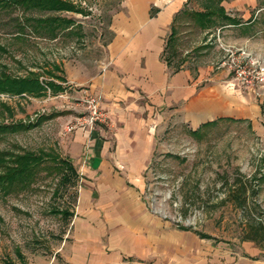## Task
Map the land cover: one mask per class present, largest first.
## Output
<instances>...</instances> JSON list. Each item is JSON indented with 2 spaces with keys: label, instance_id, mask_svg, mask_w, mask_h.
I'll list each match as a JSON object with an SVG mask.
<instances>
[{
  "label": "rangeland",
  "instance_id": "obj_1",
  "mask_svg": "<svg viewBox=\"0 0 264 264\" xmlns=\"http://www.w3.org/2000/svg\"><path fill=\"white\" fill-rule=\"evenodd\" d=\"M71 1L82 12L0 9V45L7 50L0 51L3 69L14 76L33 72L39 80L63 87L57 92L47 88L41 96L0 94V104L6 103L11 110L0 105V122L27 123L49 117L30 129L0 135V149L16 153L53 150L78 169L75 158L69 157V146L80 130L77 120L90 114L86 98L96 97L103 114L102 121L86 129L101 128L104 139L111 141L110 153L117 140L139 133L130 130L124 137L121 126L111 121L102 94L84 91L86 87L72 80L101 71L79 65H94L105 57L109 21L121 0ZM190 1L189 8L200 6ZM258 1L248 25L206 33L183 26L180 33L181 56L187 54L185 65H199L197 88L229 95L231 99L223 104L230 111L219 116L236 120L219 122L195 136L190 128L196 125L180 106L144 115L150 120L146 127L152 148L139 194L155 240L167 236L170 264H264V238L260 236L259 242L247 238L259 225L264 228V82L247 81L254 68L250 61L264 66V0ZM48 16L72 23L57 30L55 37L40 36L28 25L23 33L16 28L25 17ZM203 42L205 48L196 50ZM236 69L244 74L237 76ZM71 125L75 128L67 132L65 128ZM111 167L114 172L123 169L118 164ZM81 184L77 178L74 185L61 186L57 174L41 172L23 191L0 192V264H47L68 234ZM242 187L247 193L244 199L239 196L242 202L238 204L234 196ZM124 254L130 256L125 258L129 264H158L160 257L134 250Z\"/></svg>",
  "mask_w": 264,
  "mask_h": 264
},
{
  "label": "crops",
  "instance_id": "obj_2",
  "mask_svg": "<svg viewBox=\"0 0 264 264\" xmlns=\"http://www.w3.org/2000/svg\"><path fill=\"white\" fill-rule=\"evenodd\" d=\"M196 2L198 8H189L190 0H121L120 9L109 21L111 36L105 57L95 60L94 65H79L101 71L72 78L74 85L102 94L110 119L121 126L123 136L130 130L139 134L117 140L110 153L111 141L104 139L101 128L75 131L69 157L75 158L82 184L68 234L47 264H129L125 258L130 256L124 253L133 250L159 253L158 264H170L167 236L159 242L155 240L149 229V213L139 194L152 148L146 127L150 120L144 115L180 106L198 127L217 118L214 115L229 112L223 103L231 99L223 92L216 95L208 88H197L199 65L186 66L185 60L184 66L175 71L167 65L163 50L173 18L183 8L204 11L221 6L241 23L216 28L245 26L251 22L250 11L259 5L258 0H193ZM134 125L137 126L132 129ZM111 164L122 166V171L114 172ZM151 223L154 226L155 221Z\"/></svg>",
  "mask_w": 264,
  "mask_h": 264
},
{
  "label": "trees",
  "instance_id": "obj_3",
  "mask_svg": "<svg viewBox=\"0 0 264 264\" xmlns=\"http://www.w3.org/2000/svg\"><path fill=\"white\" fill-rule=\"evenodd\" d=\"M6 8H21L23 11L82 12L81 8L71 0H0V9ZM24 20V23L18 20L16 24L18 32L23 33L26 28L25 25H28L38 35L49 37H55L57 30L67 29L69 24L72 23L71 19L59 18L58 16L25 17ZM238 23H241V20L227 15L221 6L214 9H205L204 11L183 8L173 18L171 32L163 50L164 60L173 71L184 66L187 54L181 56L182 52H180L179 48L181 40L179 34L183 26L204 31L228 24L236 25ZM202 48H205V45L197 46L195 49L200 50ZM0 51L7 52L6 48L2 45H0ZM3 68L5 67L0 63V94L21 95L28 93L34 96H41L47 88L53 92L63 90L62 86L51 81L44 82L43 80H39V77L33 72L25 76H14L7 73ZM0 105L11 113L10 107L6 103L2 102ZM45 118L49 117H39L36 121L27 123L21 121L15 123L0 122V135L30 129L38 125ZM234 120L236 119L232 117H217L201 123L195 129L190 128V131L195 136H201L204 129L212 128L222 121ZM41 172L57 174L61 186L74 185L77 178H79V173L71 160L61 157L53 150H40L38 152L24 150L21 153H16L0 149V192L2 194L8 195L27 189ZM246 193V189L242 187L239 195H233L235 201L240 204L242 201L239 196L244 199ZM64 213L69 215L66 211ZM260 236L264 238V228L262 225H259L258 229H255L247 238L259 242Z\"/></svg>",
  "mask_w": 264,
  "mask_h": 264
},
{
  "label": "built area",
  "instance_id": "obj_4",
  "mask_svg": "<svg viewBox=\"0 0 264 264\" xmlns=\"http://www.w3.org/2000/svg\"><path fill=\"white\" fill-rule=\"evenodd\" d=\"M250 65L254 66V68L250 71V78L247 81H256L258 83L264 82V66L257 63V61H250ZM237 73V76L244 74V70H235ZM85 101L88 103V108L90 114L87 116L82 117V119H78L76 126L79 128H86L92 127L93 123L96 121H102L103 120V114L98 110V102L96 97H89L86 98ZM75 128L74 125L67 126L65 130L67 132H71Z\"/></svg>",
  "mask_w": 264,
  "mask_h": 264
}]
</instances>
